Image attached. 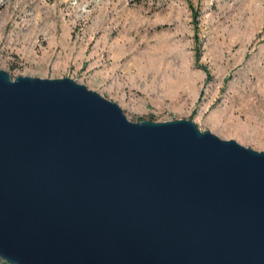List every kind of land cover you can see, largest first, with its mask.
Instances as JSON below:
<instances>
[{
  "label": "water",
  "instance_id": "water-1",
  "mask_svg": "<svg viewBox=\"0 0 264 264\" xmlns=\"http://www.w3.org/2000/svg\"><path fill=\"white\" fill-rule=\"evenodd\" d=\"M0 259L264 264V153L0 71Z\"/></svg>",
  "mask_w": 264,
  "mask_h": 264
},
{
  "label": "rangeland",
  "instance_id": "rangeland-1",
  "mask_svg": "<svg viewBox=\"0 0 264 264\" xmlns=\"http://www.w3.org/2000/svg\"><path fill=\"white\" fill-rule=\"evenodd\" d=\"M0 71L264 153V0H0Z\"/></svg>",
  "mask_w": 264,
  "mask_h": 264
},
{
  "label": "trees",
  "instance_id": "trees-1",
  "mask_svg": "<svg viewBox=\"0 0 264 264\" xmlns=\"http://www.w3.org/2000/svg\"><path fill=\"white\" fill-rule=\"evenodd\" d=\"M0 264H9V263H7L4 260L0 259Z\"/></svg>",
  "mask_w": 264,
  "mask_h": 264
}]
</instances>
